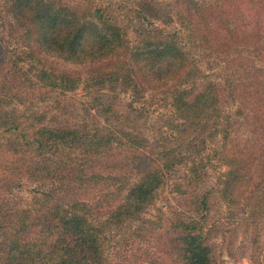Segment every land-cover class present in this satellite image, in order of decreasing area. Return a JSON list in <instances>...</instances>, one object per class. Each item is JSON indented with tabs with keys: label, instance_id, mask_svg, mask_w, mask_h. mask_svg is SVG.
<instances>
[{
	"label": "trees",
	"instance_id": "trees-1",
	"mask_svg": "<svg viewBox=\"0 0 264 264\" xmlns=\"http://www.w3.org/2000/svg\"><path fill=\"white\" fill-rule=\"evenodd\" d=\"M173 5L186 43L175 33L150 30L133 42L118 21L62 0H10L25 58L34 66L29 96H54L59 103L63 93L80 88L97 121L79 127L53 120L19 132L1 106L24 100L20 82L12 68L0 73V225L6 226L0 264H108L102 234L133 219L164 229L161 255L138 247L151 264H212L210 239L224 222L210 214L215 202L206 191H217L231 206L238 200L250 206L240 207L250 216L264 211V0ZM204 58L211 66L222 62L216 77L199 73L197 61ZM15 61L0 58V71ZM118 82L138 90L164 87L181 118L173 127L182 134L228 101L247 116L251 138L222 149L226 169L218 187L201 190L203 173L192 169L174 189L185 194L186 207L171 217L150 221L142 212L166 184L173 149L149 145L134 107L121 109L111 93ZM22 178L45 187L20 205L12 188ZM123 232L133 247V232Z\"/></svg>",
	"mask_w": 264,
	"mask_h": 264
},
{
	"label": "rangeland",
	"instance_id": "rangeland-1",
	"mask_svg": "<svg viewBox=\"0 0 264 264\" xmlns=\"http://www.w3.org/2000/svg\"><path fill=\"white\" fill-rule=\"evenodd\" d=\"M173 1L62 0L64 3L86 7L118 21L126 28L129 39L133 42L137 41L142 33L150 30L161 32L162 35L175 33L179 40L186 43V31L175 15L173 17ZM9 2L10 0H0V58L10 55L16 61L2 67L0 73H4L7 68L13 69L20 82L19 93L24 100L3 104L1 110H8L18 124L16 130L24 133H30L33 127L53 120L77 124L79 127L93 126L96 120L93 102L80 88L63 93L59 103L54 101V96L45 101H33V97L29 96L30 81L35 79L34 66L25 58L26 48L20 43L19 27L8 11ZM148 6L152 7L151 10ZM211 63L207 58H204V62L197 61L199 73L216 77L221 72L222 62H216L212 66ZM218 80L222 81L223 78ZM111 93L116 96L115 101L121 109H125L127 103L134 107L135 111L131 114L138 119L140 131L150 146L165 143L166 148L173 149L171 165L165 170L166 184L158 191L153 203L142 212L143 218L150 221H157L160 217L164 219V216L171 217L175 213L174 209L186 207L183 201L185 194L174 189L176 183L184 180L192 169L203 173L201 190L218 187L226 169L221 158L222 149L251 138L247 116L237 101H228L215 109H209L199 127L186 135L173 127L181 118L177 117L175 107L164 87L138 90L118 82L113 86ZM10 128L15 129L13 126ZM44 187L45 184L41 182L22 178L12 188L13 200L23 205L33 193ZM206 192L213 195L212 201L215 202L210 208V214L224 222L223 230L210 239L214 251L212 264H264V211L260 212L258 217L250 216L249 210L240 209H250V206H242L241 201L231 202V206L225 199L219 200L217 191ZM148 222L133 219L123 227H115L102 234L110 258L108 264H151L139 254L138 247H147L154 251V256L162 254L164 229L154 223L149 225ZM142 223L145 225L137 230L138 225ZM128 229L133 232L129 233L132 240H128L133 243L131 248L126 245V235L123 232ZM5 231L6 226L0 225V241L4 239Z\"/></svg>",
	"mask_w": 264,
	"mask_h": 264
}]
</instances>
